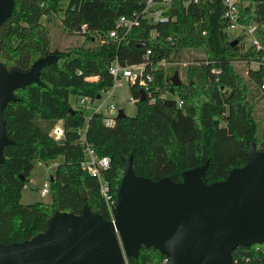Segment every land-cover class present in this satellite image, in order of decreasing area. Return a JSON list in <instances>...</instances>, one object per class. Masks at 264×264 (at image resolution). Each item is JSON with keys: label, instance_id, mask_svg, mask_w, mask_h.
I'll return each mask as SVG.
<instances>
[{"label": "trees", "instance_id": "obj_1", "mask_svg": "<svg viewBox=\"0 0 264 264\" xmlns=\"http://www.w3.org/2000/svg\"><path fill=\"white\" fill-rule=\"evenodd\" d=\"M61 1L63 8L58 7ZM144 6L145 0H12L9 15L0 23V63L7 70L26 71L38 58L55 59L40 68V83L14 89V100L2 110L4 131L12 142L3 146L0 162V243L29 239L46 229L54 212L80 214L83 203L109 220L107 204L115 199L128 157L133 174L151 180L177 182L182 171L205 165L201 179L209 184L247 161L249 142L264 151V0L237 3L239 22L255 24L252 34L261 50L243 45L242 35L227 36L220 0H171L166 13L172 19L155 23L140 14ZM119 16H138L139 22L125 33L118 29L115 40L108 31ZM54 24L61 33L82 34L90 45L53 46ZM185 48L204 55L186 66L185 82L173 85L171 73L163 68L152 70L147 64L143 70L151 76L148 88L157 86L175 99L150 104L143 86L129 82L135 113L115 118L111 126L103 124L102 113L85 118L68 102L70 95L93 101L111 87L108 67L114 60L138 64L149 49L150 63H170ZM234 61L244 63L245 79L232 66ZM250 62H257L256 67H249ZM139 90L143 100H138ZM56 122L63 129L59 139L49 134ZM85 145L109 158L102 172L109 187L107 202L99 195L96 178L81 168ZM57 156L62 161L47 177L49 202L20 203L32 161ZM125 262L168 264L157 249L144 246ZM231 264H264V241L237 245Z\"/></svg>", "mask_w": 264, "mask_h": 264}, {"label": "water", "instance_id": "obj_2", "mask_svg": "<svg viewBox=\"0 0 264 264\" xmlns=\"http://www.w3.org/2000/svg\"><path fill=\"white\" fill-rule=\"evenodd\" d=\"M11 9L12 0H0V23ZM54 59L38 58L26 71L7 70L0 63V162L3 146L12 142L4 131L3 108L14 100V89L40 83V68ZM170 81L180 83L176 71ZM143 99L139 90L138 100ZM122 116L119 108L116 118ZM248 145L247 161L209 184L201 179L205 165L182 171L177 182L151 180L133 174L128 157L110 206L111 220L85 203L80 214L54 212L43 232L0 243V264H126L125 257L136 256L140 246L157 249L168 264H231L237 245L264 241V151Z\"/></svg>", "mask_w": 264, "mask_h": 264}, {"label": "built area", "instance_id": "obj_3", "mask_svg": "<svg viewBox=\"0 0 264 264\" xmlns=\"http://www.w3.org/2000/svg\"><path fill=\"white\" fill-rule=\"evenodd\" d=\"M171 0H145V6L141 11V15L145 17V19L151 23L155 22H166L168 20H171L172 18L169 17L166 13L167 7L169 5ZM201 0H184V3L187 2H198ZM221 4L223 6L222 10V18L225 21V27L224 31H234L235 35H242L243 37V45H252L255 49L261 50L262 47L259 43V40L253 36V30L255 28V24H243L239 22V15L237 10V3L238 0H220ZM138 17V16H137ZM137 17L134 18H126L124 16H119L115 20V27L108 31V36L112 39H118V29L122 31V33H125L127 30H129L132 26H135L138 24L139 20ZM228 36V35H227ZM248 36V40H245V37ZM149 49L145 51L143 61L138 64L133 65H124L120 66L119 62L117 60H114L111 62V64L108 67V72L112 77V86L106 89H103L101 91V94H105L106 97L111 96V89L115 82L118 84L121 83L122 78L130 79L131 82L137 80L138 83L143 86L144 90L146 91V99L147 102L150 104L155 103L157 100L161 101L166 98H174L175 97L170 94L169 92L165 91H158L157 86H153V88H148L147 84L151 80L150 74L145 73L143 75V70L145 66L148 64V66L153 70L155 68H160L159 65L166 64L165 61L160 60L157 61L154 65L153 63L149 62L148 59ZM148 62V63H147ZM257 64V62H254ZM264 63V62H262ZM137 68V72H133L132 68ZM260 88H264V80L262 81ZM158 91V92H157ZM157 92V93H156ZM100 94V95H101ZM100 95L99 98L100 99ZM95 100V99H94ZM92 102L88 98L85 97H79V102L81 104H85V102ZM129 101L133 103V99L129 98ZM177 105L181 104L180 100H176ZM103 103H99L93 110V112H98V107L101 106ZM107 114L102 113L101 121L106 126H111L116 118L117 114V108L113 106L112 103H108L104 105ZM100 113V112H99ZM50 136L54 139H59L63 135V129L60 124V122H56L53 127L50 130ZM81 168L86 171V173L94 178H96L98 182V191L99 195L107 202L109 199V187L107 184V181L102 177V172L106 170L109 166V158L107 156H97L92 148L88 146H84V158L81 161ZM48 194V179L45 178L41 186L39 188V195L44 196ZM113 203V201H110L108 203V211L110 214V206ZM110 220H111V214H110Z\"/></svg>", "mask_w": 264, "mask_h": 264}, {"label": "rangeland", "instance_id": "obj_4", "mask_svg": "<svg viewBox=\"0 0 264 264\" xmlns=\"http://www.w3.org/2000/svg\"><path fill=\"white\" fill-rule=\"evenodd\" d=\"M65 5V1H61L58 4L59 8H63ZM59 17L61 16V11H58ZM56 22V21H55ZM228 37H232L235 35L234 31L227 32ZM50 38L52 41V45L56 47H64L67 45H78L85 44L90 45L89 42H86L82 34H64L59 31V27L56 24L52 25L50 28ZM248 36L245 37L247 41ZM204 58L203 53L200 50L196 49H188L185 48L180 51L179 55L173 59L172 62L159 65L160 68L167 73H172L174 71L177 72V76L179 81L185 82L187 80V76L185 74V69L188 64L193 63L194 61H198ZM237 73L245 79L246 76V68L243 62L234 61L231 63ZM249 67L255 68L256 64L254 62H250ZM133 72H137V68H132ZM131 82L130 79L122 78L121 83H114L111 89V96L106 97L105 94L100 95V99H95L92 102H85V104H81L79 102V98L73 95L68 96V102L71 107L80 109L85 118H87L94 110V108L99 104L103 103L98 107V112L107 114V110L105 108V104L112 103L113 106L117 109H122L123 113L126 116H133L135 113V105L129 101V91H128V83ZM62 161L61 156H57L54 159H50L47 161H32V168L28 175V180L25 182L23 188L20 191V203L27 204L33 203L35 201H43L49 202L50 195L46 194L44 196L39 195V188L41 186L42 181L47 178L49 175L53 174L55 166Z\"/></svg>", "mask_w": 264, "mask_h": 264}]
</instances>
